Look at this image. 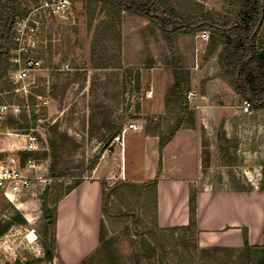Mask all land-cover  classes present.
<instances>
[{"label": "rangeland", "instance_id": "obj_1", "mask_svg": "<svg viewBox=\"0 0 264 264\" xmlns=\"http://www.w3.org/2000/svg\"><path fill=\"white\" fill-rule=\"evenodd\" d=\"M33 1L25 0L19 8L27 6L29 12L35 6ZM236 1L158 0L157 7L174 20L209 15L225 23L235 20ZM102 2L71 0L64 17L44 16L37 51L42 69L23 84L14 81L10 64L7 77L3 76L5 64L0 59V104L10 107L0 124V165L28 173L30 182L29 191L17 195L14 202L0 193V264H60L54 255L49 258L43 246L48 239L43 217L54 210V189L88 178L97 154L100 158L106 155L107 163L125 128L144 122L141 118L153 117L142 115L145 93H153L155 99L158 91L165 95L173 74L186 71L190 82L194 81L190 90L206 86L209 77L197 79L200 71L205 76H218L228 101L229 95L233 96L230 91L235 93L216 70L219 49L210 52L209 39L202 42L197 41V34H180L170 42L163 41L151 22L130 13L116 15L108 2ZM184 98L189 108L188 94ZM231 99L243 119L232 125L221 122L208 131L201 129L202 145H209L210 136L216 164H227L229 172L242 182V168L253 165L256 170L249 167L252 173L246 176L250 183L264 188V110L248 115L242 110L244 100ZM15 107L19 108L17 114L12 111ZM10 120H17L18 129L8 125ZM192 120L195 129L194 112ZM29 133L37 136V151L22 160L20 135ZM202 152L205 164L208 151ZM28 159L36 163V170L26 168ZM135 168L137 171V165ZM117 181L123 180L107 184ZM21 218L25 225L19 223ZM143 219L134 208L128 211L121 204L107 207L102 217L107 230L102 251L86 264H175L179 254L183 257L184 248L191 252L195 248L193 264H259L264 253L262 248L198 251L195 235L178 233L175 254L172 246L156 244L158 234L147 232L140 222ZM32 234L33 239L29 237ZM74 237L72 247L76 249L79 243Z\"/></svg>", "mask_w": 264, "mask_h": 264}, {"label": "crops", "instance_id": "obj_2", "mask_svg": "<svg viewBox=\"0 0 264 264\" xmlns=\"http://www.w3.org/2000/svg\"><path fill=\"white\" fill-rule=\"evenodd\" d=\"M201 33H197L196 39L203 42L199 37ZM215 65L219 72L217 62ZM196 76L197 79L209 77L205 87L191 89L188 93L193 95L189 110L196 114V130H178L159 151L158 139L144 134L145 122L134 124L135 129L126 127L118 146L115 144L117 151L113 149L112 158L104 163L107 156L102 155L90 176L57 202L54 257L60 264H82L98 253L102 222L101 182L112 180H127L135 184L156 180L158 229L188 225L189 188L193 187L196 190L195 238L198 251L240 252L261 248L264 242V188H260L259 183L257 186L250 183L246 176L252 173L249 167L253 171L256 169L253 165L242 168L244 182L234 178L227 164H216L217 155L211 137L209 145L203 147L200 136L201 129L208 131L221 122L228 125L239 123L243 118L230 99L240 98L230 91L233 96L229 95V101L225 99L226 87L218 76H205L200 71ZM193 82L192 79L190 84ZM158 92L156 99L153 93L150 92V97L148 92L145 93L142 115H164L165 96L162 90ZM123 138L128 142L123 143ZM204 150L208 151L205 164L202 163ZM217 174L220 175L218 179ZM244 233L247 247H244ZM74 236L79 243L76 249L72 247Z\"/></svg>", "mask_w": 264, "mask_h": 264}, {"label": "trees", "instance_id": "obj_3", "mask_svg": "<svg viewBox=\"0 0 264 264\" xmlns=\"http://www.w3.org/2000/svg\"><path fill=\"white\" fill-rule=\"evenodd\" d=\"M40 1L34 0L32 3L37 6ZM23 2L25 0H0V59L5 64L4 77L8 75V52L15 22L28 14L27 6L19 8ZM106 2L109 3L108 5L111 6L116 15L121 12L130 13L151 22L163 41L170 42L180 34L195 35L200 32H207L209 34L210 52L219 49L217 65L224 79L230 82L231 87L242 100L249 102L252 111L264 110V0H237L238 10L235 20L225 23H220L209 15L195 20L190 18L181 21L171 19L166 17L163 11L157 7L158 0H103L102 3L106 5ZM139 91L140 84L137 80L136 92L139 93ZM189 91L190 77L188 72H175L173 82L164 95V115L162 117L141 118L145 122L144 134L147 137L158 139L159 151L170 142L178 130L194 128L193 112L189 110L184 98V95L186 97ZM35 120L33 118V122ZM8 125L18 129L17 120H10ZM30 155V153H21L20 158L25 160ZM100 156L101 154L96 155V160L92 163L90 172L96 167ZM80 183L81 181L74 182L66 188H62L63 186L59 184L54 189L56 191L55 198L52 200L54 210L48 212V216L43 217L45 231L48 233L47 242L43 243V246L50 259L54 255L55 246L56 204L78 187ZM156 184V180L142 184L117 181L109 185L107 182H101V215L104 217L107 207L118 204H121L128 211L134 208L144 217L143 220H140L141 224L144 225V229L147 232L158 234L156 244L160 247L164 245L172 246V251L177 254L175 245L178 239L177 234H196V190L191 186L189 188L188 225L158 229L156 225ZM19 221L21 225L26 224L23 218ZM40 235L44 236L42 233ZM106 236L107 230L101 222L99 231L100 249L98 252L102 251ZM243 242L244 247H247L245 233ZM261 248L264 250V242ZM183 250V257L179 254L178 260L173 262H176L175 264H193L192 254L195 253V248H193V252L185 248ZM92 258L90 257V259ZM82 264H86V262ZM259 264H264V253H262Z\"/></svg>", "mask_w": 264, "mask_h": 264}, {"label": "built area", "instance_id": "obj_4", "mask_svg": "<svg viewBox=\"0 0 264 264\" xmlns=\"http://www.w3.org/2000/svg\"><path fill=\"white\" fill-rule=\"evenodd\" d=\"M71 0H41L37 6H33L28 14L15 22L9 48V64L13 67L12 74L16 84H23L32 74L42 69V61L37 57L39 47V33L43 25V18L64 17L69 12ZM43 16V17H42ZM199 37L208 41L209 34L202 32ZM150 93L147 94L150 97ZM193 95L188 94L190 100ZM46 105V102H42ZM10 107L0 104V124L8 114ZM242 110L250 115L252 110L249 102L243 101ZM13 113H19V108H13ZM128 129H135V125H128ZM19 136V135H16ZM18 150L23 153L37 151V136L34 133L20 135ZM26 168L36 170V163L28 159L25 161ZM27 171V170H26ZM30 189L28 173L12 166L0 165V193L9 201L19 194L27 193Z\"/></svg>", "mask_w": 264, "mask_h": 264}, {"label": "bare ground", "instance_id": "obj_5", "mask_svg": "<svg viewBox=\"0 0 264 264\" xmlns=\"http://www.w3.org/2000/svg\"><path fill=\"white\" fill-rule=\"evenodd\" d=\"M29 237H31L32 239L34 238V235L32 234L31 236H29Z\"/></svg>", "mask_w": 264, "mask_h": 264}, {"label": "water", "instance_id": "obj_6", "mask_svg": "<svg viewBox=\"0 0 264 264\" xmlns=\"http://www.w3.org/2000/svg\"><path fill=\"white\" fill-rule=\"evenodd\" d=\"M46 216H48V215H46Z\"/></svg>", "mask_w": 264, "mask_h": 264}]
</instances>
